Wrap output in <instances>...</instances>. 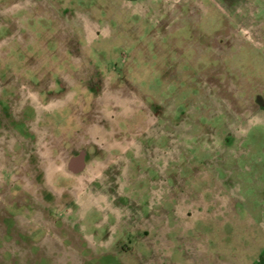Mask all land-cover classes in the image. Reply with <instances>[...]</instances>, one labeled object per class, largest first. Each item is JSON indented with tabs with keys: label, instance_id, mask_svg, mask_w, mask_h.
I'll return each instance as SVG.
<instances>
[{
	"label": "rangeland",
	"instance_id": "1",
	"mask_svg": "<svg viewBox=\"0 0 264 264\" xmlns=\"http://www.w3.org/2000/svg\"><path fill=\"white\" fill-rule=\"evenodd\" d=\"M263 249L264 0H0V264Z\"/></svg>",
	"mask_w": 264,
	"mask_h": 264
},
{
	"label": "flooded vegetation",
	"instance_id": "2",
	"mask_svg": "<svg viewBox=\"0 0 264 264\" xmlns=\"http://www.w3.org/2000/svg\"><path fill=\"white\" fill-rule=\"evenodd\" d=\"M88 138V136L86 137V139ZM88 139H90V138H88ZM91 158V154H89L88 152H86V153H84V155H83V160H82V167L80 168V169H82V170H85L86 168V165H87V162H88V160Z\"/></svg>",
	"mask_w": 264,
	"mask_h": 264
},
{
	"label": "crops",
	"instance_id": "3",
	"mask_svg": "<svg viewBox=\"0 0 264 264\" xmlns=\"http://www.w3.org/2000/svg\"><path fill=\"white\" fill-rule=\"evenodd\" d=\"M250 264H264V249L257 256V258L252 263H250Z\"/></svg>",
	"mask_w": 264,
	"mask_h": 264
},
{
	"label": "water",
	"instance_id": "4",
	"mask_svg": "<svg viewBox=\"0 0 264 264\" xmlns=\"http://www.w3.org/2000/svg\"><path fill=\"white\" fill-rule=\"evenodd\" d=\"M83 155L84 154H82L81 156H80V161L82 162V160H83ZM82 165V164H81Z\"/></svg>",
	"mask_w": 264,
	"mask_h": 264
}]
</instances>
